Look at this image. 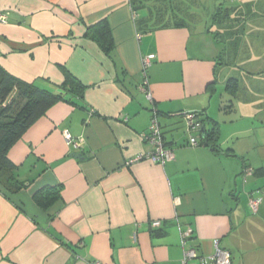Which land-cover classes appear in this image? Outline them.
Instances as JSON below:
<instances>
[{"label":"crops","instance_id":"crops-1","mask_svg":"<svg viewBox=\"0 0 264 264\" xmlns=\"http://www.w3.org/2000/svg\"><path fill=\"white\" fill-rule=\"evenodd\" d=\"M162 1L0 0V66L53 91L66 69L87 87L9 151L22 188L0 182V264H181L187 229L208 264L216 240L233 264H264L262 0L216 1L204 16ZM105 19L112 58L85 37ZM186 112L207 130L217 123L215 149L201 136L189 145ZM154 114L174 158L130 164L154 150L143 139ZM41 191L53 198L47 210Z\"/></svg>","mask_w":264,"mask_h":264},{"label":"trees","instance_id":"trees-1","mask_svg":"<svg viewBox=\"0 0 264 264\" xmlns=\"http://www.w3.org/2000/svg\"><path fill=\"white\" fill-rule=\"evenodd\" d=\"M169 2V1H167ZM163 10H157L156 15L164 16ZM216 22L221 20L220 15L215 16ZM223 20V19H222ZM221 21L220 23H222ZM181 25V22L178 23ZM216 36V34H215ZM87 39L96 42L102 51L112 58L115 48L112 29L108 20L89 27L85 34ZM65 82L53 91L35 83H27L7 73L0 66V182L3 184L16 185V189L22 185L15 179L12 171L15 166L8 158L11 148L23 137V135L40 118L57 103L66 102L77 105V100H82L87 87L84 86L74 75L63 69ZM238 89L236 80L229 81L227 90L231 93ZM205 137L202 135V143L216 148L219 132L215 123L210 130L205 129ZM50 190V189H49ZM47 191V190H46ZM46 191L35 195L36 202L45 210L51 201L50 194Z\"/></svg>","mask_w":264,"mask_h":264},{"label":"built area","instance_id":"built-area-1","mask_svg":"<svg viewBox=\"0 0 264 264\" xmlns=\"http://www.w3.org/2000/svg\"><path fill=\"white\" fill-rule=\"evenodd\" d=\"M136 18V15H135ZM155 58L154 55L149 56L147 59L144 60V73L146 75L148 67L151 65V61ZM143 90H148V82L146 80ZM148 98L152 101L151 93H148ZM182 116L184 117L186 123V132L189 135V145L191 147H199L201 144L199 142V136L201 135V131L203 128V123L199 119L201 113L198 112H186L183 113ZM65 138L68 142H75L76 146H79L80 142L75 141L69 134H66ZM143 139L153 146V152L149 155H141L136 157L135 159L131 160L129 163L133 164L139 161H142L145 158L151 159L155 162L165 163L168 160L174 158L173 153L165 148V144L162 137V132L160 128V124L158 121L157 116L154 114L151 126L149 131L143 135ZM252 169L247 170L246 174H251ZM251 207L255 213L258 212L260 207V200L252 199ZM161 221H153L152 226L153 228L161 227ZM194 231L192 229H187L181 231V243L183 248V259L181 264H195L198 262L199 264H208V259L202 256L197 247L188 246L190 241L193 238ZM136 239V236H135ZM215 254L210 257L212 264H233L232 262V255L229 251L220 247L219 240L215 241Z\"/></svg>","mask_w":264,"mask_h":264},{"label":"rangeland","instance_id":"rangeland-1","mask_svg":"<svg viewBox=\"0 0 264 264\" xmlns=\"http://www.w3.org/2000/svg\"><path fill=\"white\" fill-rule=\"evenodd\" d=\"M184 6H186L187 8H193L196 9L198 11V15L199 16H204L203 12H205V10H209L211 9V7H213V5H218V3L224 2V0H179ZM216 1H218V3H216ZM171 3L173 2L172 0L170 1ZM261 4H257V10L258 11H262V9L264 8V3L263 0L261 1ZM181 3L179 5H181ZM165 1L163 0L161 3V6H163L164 8H166L165 5ZM256 5V4H255ZM173 6V5H172ZM259 7V8H258ZM178 8V7H176ZM167 9V8H166ZM222 53H224L225 49H226V45L225 43H223L222 46ZM221 53V54H222Z\"/></svg>","mask_w":264,"mask_h":264},{"label":"water","instance_id":"water-1","mask_svg":"<svg viewBox=\"0 0 264 264\" xmlns=\"http://www.w3.org/2000/svg\"><path fill=\"white\" fill-rule=\"evenodd\" d=\"M205 127L202 128V135L205 137Z\"/></svg>","mask_w":264,"mask_h":264}]
</instances>
